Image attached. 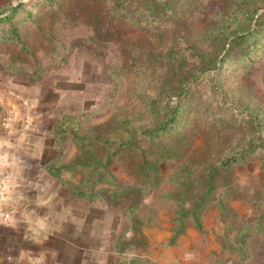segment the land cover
I'll return each mask as SVG.
<instances>
[{
	"label": "rangeland",
	"instance_id": "rangeland-1",
	"mask_svg": "<svg viewBox=\"0 0 264 264\" xmlns=\"http://www.w3.org/2000/svg\"><path fill=\"white\" fill-rule=\"evenodd\" d=\"M114 1L0 0V16L23 5L0 21V200L17 218L0 219V264H264V0H167L144 26ZM190 48L203 57H165Z\"/></svg>",
	"mask_w": 264,
	"mask_h": 264
},
{
	"label": "trees",
	"instance_id": "trees-1",
	"mask_svg": "<svg viewBox=\"0 0 264 264\" xmlns=\"http://www.w3.org/2000/svg\"><path fill=\"white\" fill-rule=\"evenodd\" d=\"M23 8L22 4H18L11 8V11L9 13H6L2 16H0V21H9L12 19V17L21 9ZM169 8H171L170 11H172V7L169 5L167 0H115L113 3V6L111 8L112 12L114 15H128L130 12L136 13L139 12L143 15V18H137L136 22L139 24V26H144L145 21L150 24H156V22L161 21L162 18L161 14H163L162 10L167 11ZM262 19L261 15H257L255 19V24H260V20ZM9 30H7L9 33H15L16 32V25L9 23ZM249 35H259V30H257L255 27L252 29L247 30L245 33H239L237 36L230 40L229 42L227 41L226 44L227 47L225 46L224 42L219 46L220 48L223 49V55L221 56V62L225 60V57L231 53V50L235 47L238 46L240 47L239 52L245 53L246 48H251L252 44L249 43V45H244L242 41L245 38H248ZM239 39V40H238ZM256 40L253 41L255 43ZM236 44V45H235ZM238 44V45H237ZM253 48V47H252ZM191 50L187 51L186 49H179V50H173L168 52L165 57L169 61H174V60H180L184 58H194V59H201L203 57L202 54L194 50L193 48H190ZM220 60V59H219ZM199 62V61H198ZM191 80L189 76L181 74L178 77V80L176 83L183 82L182 85ZM161 120V121H155L154 124H152L149 128L145 129L144 131L140 132V134H136V132L131 134L130 140H140V136H143L144 139H147L149 141H154L159 138V135L161 134H166V136L170 133L172 130L173 126V121L175 119L174 117L169 120ZM249 147L254 148V146L250 145L247 148L243 149V152L234 154L226 159H224L222 162H220V165L212 167L209 172H208V181L211 184L213 180V176L215 173L218 171L219 168H227L230 167L236 160H243L247 154H249ZM250 150V151H252Z\"/></svg>",
	"mask_w": 264,
	"mask_h": 264
},
{
	"label": "built area",
	"instance_id": "built-area-1",
	"mask_svg": "<svg viewBox=\"0 0 264 264\" xmlns=\"http://www.w3.org/2000/svg\"><path fill=\"white\" fill-rule=\"evenodd\" d=\"M9 177L6 176L3 178V180L0 182V188L1 185L8 184ZM0 219L2 220V223L6 226H12L16 222V212L12 208H4L1 204L0 200Z\"/></svg>",
	"mask_w": 264,
	"mask_h": 264
},
{
	"label": "crops",
	"instance_id": "crops-1",
	"mask_svg": "<svg viewBox=\"0 0 264 264\" xmlns=\"http://www.w3.org/2000/svg\"><path fill=\"white\" fill-rule=\"evenodd\" d=\"M35 169L33 168V167H31V169H29V168H25V166L24 165H21L19 168H17V171L15 172V174H18L17 176H19L18 178H17V180H18V182H17V184H16V188H21L24 184H26V185H28V186H31L30 184H28L27 182V180H24L23 179V177L21 178L20 176H25V175H27V174H31V175H34L35 174ZM16 181V180H15ZM27 181V182H26ZM29 181H32V180H29ZM33 182V181H32ZM22 183H24V184H22ZM10 184V183H9ZM5 185H8V184H5ZM10 185H8V186H5V189H7L6 190V192L7 191H10V189H8V187H9ZM5 193V192H4ZM9 195H7L6 197H8ZM11 201H8V203H4L2 206L4 207V208H11V206H6L7 204H9ZM18 222H19V219H18Z\"/></svg>",
	"mask_w": 264,
	"mask_h": 264
}]
</instances>
